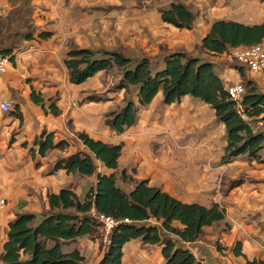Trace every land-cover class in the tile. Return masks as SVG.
Returning a JSON list of instances; mask_svg holds the SVG:
<instances>
[{"label":"crops","instance_id":"1","mask_svg":"<svg viewBox=\"0 0 264 264\" xmlns=\"http://www.w3.org/2000/svg\"><path fill=\"white\" fill-rule=\"evenodd\" d=\"M12 2L0 0V48L11 43L16 46L12 35L19 28L12 20L17 7ZM171 4L184 5L193 13L190 30L163 22L161 13ZM31 6L33 39L12 50L6 71L0 74V103L13 107L7 114L0 112V200L6 203L0 210V264L8 223L17 215L39 217L49 209V195L69 189L82 200L95 185V175L52 171L61 158L89 154L78 138L80 134L121 146L114 171L91 157L97 172L114 173L116 186L125 193L135 182L146 181L149 187L181 203L223 209L222 221L203 228L195 242L183 244L198 264H242L244 259L234 253L236 243L241 244L247 261L263 260L264 163L246 155L222 162L226 131L214 110L190 96L164 105L161 92L148 105L139 106L136 93L131 100L137 106L135 124L116 134L106 125L105 117L126 105L123 95L127 89L116 87L104 71L82 84H71L64 61L72 49H117L124 57L139 51L160 56L157 62L161 67L165 56L186 53L212 62L226 88L242 80L235 64L198 48L214 21L249 26L263 23L264 1L31 0ZM41 33L49 36L42 39L38 36ZM244 74L264 93L263 75L246 68ZM33 95L43 100L44 107L33 102ZM49 105L55 107V113L48 110ZM250 124L253 130L260 127ZM48 138L52 147L40 155L37 143ZM260 156L262 161L264 152ZM148 223L153 225L154 221ZM103 244L98 232L64 243L61 250H77L83 264H99ZM121 263L165 264V260L160 246L133 239L123 245Z\"/></svg>","mask_w":264,"mask_h":264},{"label":"trees","instance_id":"2","mask_svg":"<svg viewBox=\"0 0 264 264\" xmlns=\"http://www.w3.org/2000/svg\"><path fill=\"white\" fill-rule=\"evenodd\" d=\"M12 1L17 6L11 14L12 20L17 22L15 25L19 28L12 35L15 41L13 45L18 46L22 41L33 39V7L31 0ZM161 18L169 25L187 30L192 28L194 21L193 13L181 4H171L167 10L162 11ZM38 36L46 39L49 33ZM263 40L264 22L249 26L219 20L211 24L200 49L206 54L220 57L239 47L262 45ZM15 47L11 43L7 48H0V54L12 59L10 54ZM96 54L102 55V58L96 57ZM131 62L116 52L95 53L88 49H72L67 53L64 64L69 82L75 85L82 84L98 72L117 68L120 75L118 87L136 88L139 106L148 105L158 92L162 94V103L167 106L178 103L184 96L197 99L214 110L215 117L225 128L226 146L222 162L246 155L251 160L264 163L260 156L264 149V125L253 130L250 120H243L237 115L235 103L229 100L227 87H224L212 62L202 61L186 53H173L163 58L160 70L155 69V73H152L154 68L147 58ZM230 63L235 64L234 67L242 78L245 92L240 101L245 113L253 119L263 116L261 121L264 122V93L258 90L253 81L246 79L244 65L236 61ZM132 64L134 68L131 69ZM32 100L44 107L42 99L33 95ZM50 108L53 113L56 112L54 106ZM136 113L137 106L129 101L119 111L107 114L105 123L116 134H122L135 124ZM78 138L89 154L81 152L61 158L55 162L52 171L64 169L67 173L85 177L95 175V185L89 187L82 200L69 189L49 195V209L39 217L33 214L17 215L8 223L1 262L83 264L84 258L79 251L63 253L61 246L99 232V224L93 218L85 216L93 208L98 214L130 221L128 224L118 225L110 235L109 243L106 246L103 244L105 248L99 264H122V247L133 239H140L147 245L160 246L165 264H198L194 255L183 244L195 242L203 228L222 221L223 209L217 205L205 208L181 203L160 189L149 187L146 181L135 182L133 189L125 193L116 186L114 173L102 175L97 172L91 157L107 170L114 171L121 146L107 145L82 134ZM37 145L40 155L52 147L50 138L44 142L38 141ZM150 220L154 221L153 225L148 223ZM240 247L241 244L236 243L234 253L244 259L242 264H264V259L247 261Z\"/></svg>","mask_w":264,"mask_h":264},{"label":"built area","instance_id":"3","mask_svg":"<svg viewBox=\"0 0 264 264\" xmlns=\"http://www.w3.org/2000/svg\"><path fill=\"white\" fill-rule=\"evenodd\" d=\"M221 58L228 62L236 61L244 65L249 71L261 74L264 76V46L255 45L245 48H236L228 53L221 55ZM10 62L8 56H3L0 54V74L5 73L6 68ZM229 100L235 103V110L237 115L243 120H250L253 122V127L261 126L262 116L256 119L248 117L244 111V107L241 104V97L245 92L244 86L240 82H233L226 88ZM13 107L7 102L0 103V112L7 114L12 111ZM5 201L0 200V210L4 209ZM85 216L93 218L99 224V230L103 236V243L106 246L109 243L110 235L115 231L118 225L128 224L130 221L128 219L117 220L111 216L98 214L95 209L88 211Z\"/></svg>","mask_w":264,"mask_h":264},{"label":"rangeland","instance_id":"4","mask_svg":"<svg viewBox=\"0 0 264 264\" xmlns=\"http://www.w3.org/2000/svg\"><path fill=\"white\" fill-rule=\"evenodd\" d=\"M18 1H20V0H18ZM261 1H264V0H261ZM21 2V1H20ZM16 27H17V29H18V26L17 25H15ZM263 42V41H262ZM263 45V44H262ZM115 50H117V49H102V50H96V51H92V52H95V53H97V52H102V51H106V52H116ZM197 50V49H196ZM198 51L199 52H202V50L200 49V47L198 48ZM118 53V52H117ZM97 56L96 57H98V58H102V55H98V54H96ZM126 57H129V58H131V63H134L135 62V60H136V62H138L139 61V59H142L143 57H145V58H147V59H149L150 60V62L152 63L151 65H152V68H154L153 70H152V73H155V72H157L155 69H158V70H160L159 69V67H160V65H159V63L157 62V61H160L161 59H160V56H156V57H152V55L151 54H147V53H145V54H142L141 53V51H139V52H134V53H132V57H131V55H130V52H128L127 53V55H126ZM200 58V57H199ZM219 59H221V56L219 57ZM205 60V59H204ZM204 60H202V61H204ZM222 60H224L223 58H222ZM132 67H130L131 69L132 68H134V65L132 64L131 65ZM108 75H110V76H112V79L114 80L113 82L115 83V86L116 87H118L119 86V80H120V75H119V73H118V69L117 68H113L112 70H110V71H107L106 72ZM115 76H116V78H115ZM238 82H240L241 84H242V82L241 81H238ZM243 85V84H242ZM113 88H114V86H113ZM136 93H137V89L136 88H132L131 86H128L127 87V90H126V92H124V102H129V101H131L134 97H135V95H136ZM129 100V101H128ZM126 102V103H127ZM50 106H53V105H49L48 106V110L50 111V112H52L53 113V111H51V108H50ZM261 127H263V126H261ZM260 127V128H261ZM261 152H264V149L261 151ZM99 232H100V230H98ZM102 239V238H101Z\"/></svg>","mask_w":264,"mask_h":264}]
</instances>
